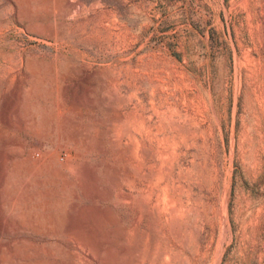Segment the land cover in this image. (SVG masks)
<instances>
[{"label":"rangeland","instance_id":"1","mask_svg":"<svg viewBox=\"0 0 264 264\" xmlns=\"http://www.w3.org/2000/svg\"><path fill=\"white\" fill-rule=\"evenodd\" d=\"M23 209L0 264H264V0H0Z\"/></svg>","mask_w":264,"mask_h":264},{"label":"bare ground","instance_id":"2","mask_svg":"<svg viewBox=\"0 0 264 264\" xmlns=\"http://www.w3.org/2000/svg\"><path fill=\"white\" fill-rule=\"evenodd\" d=\"M20 200L21 199H15L16 202H19ZM13 211H15V210H13ZM11 218H12V216H11ZM35 220H36V216L34 214L26 215L24 212V209L20 210L15 215H13V218L11 219V221L3 213L0 214V226H1V228H4L5 226H8V227L11 226L13 232L15 231L16 233H18L22 229L24 222L30 226H33ZM13 263L20 264L19 257H17V256L14 257Z\"/></svg>","mask_w":264,"mask_h":264}]
</instances>
